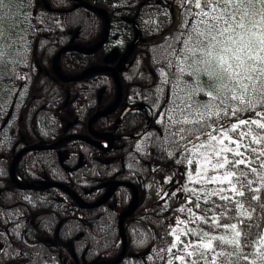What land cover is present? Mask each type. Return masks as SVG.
Returning <instances> with one entry per match:
<instances>
[{"label":"trees","instance_id":"trees-1","mask_svg":"<svg viewBox=\"0 0 264 264\" xmlns=\"http://www.w3.org/2000/svg\"><path fill=\"white\" fill-rule=\"evenodd\" d=\"M85 1L105 9L110 17V35L97 51H66L59 60L64 74L75 77L90 66H114L127 92L125 101L150 106L153 120L142 136L117 139L110 149L72 139L56 149L29 151L17 163L20 180L27 184L62 182L89 203L100 200L114 180L135 183L140 188L139 202L124 221L128 250L120 264H264V130L256 125L231 130L232 124L241 119H261L255 113H264V106L257 103L255 108L237 111L233 116L232 111L242 106L227 99L229 93L212 88L213 82L202 72L204 66L193 63L201 58L200 53L192 57L188 52L204 40L199 33H207L208 26L214 23L212 15L217 13L210 12L204 0ZM3 3L7 4L8 13L2 25L12 39L6 51L14 63L7 60L8 69L0 74L1 96L10 95L11 87L21 84L14 105L4 109L3 99L0 108V160H10L27 145L51 144L63 136L54 135L59 127L55 113L65 89L78 88L85 95L74 126L76 133L86 134L91 115L116 101L117 87L111 71H94L80 81L67 82L39 68L40 63L52 72L54 55L68 44L89 49L97 46L106 28L102 14L74 8V0H45L51 10L42 0ZM197 3L200 7H196ZM177 9L179 24L170 33ZM255 11L252 19L259 27L254 31L264 30V10L257 5ZM203 12L210 14L204 16ZM180 68L185 71L181 73ZM209 91L217 94L215 100L207 95ZM24 92L28 97L16 106ZM247 98L255 102L262 97L250 90ZM197 107L205 110L202 122L184 123L186 119H201L192 114L186 118V113ZM210 112L219 115H209ZM116 113L97 120L98 130L118 136L131 134L143 128L148 119V112L137 108L119 124ZM130 119L134 120L133 125ZM189 128L198 129L195 135L199 140L180 131ZM207 133L225 137V149H233L222 151L221 158L229 163H223L220 169L222 175L233 174L231 181L191 182L189 195H180L174 176L178 172L186 174L197 165L198 153L193 145L207 139ZM256 137L260 143L254 142ZM61 151L66 155L63 159ZM235 151L241 155L236 156ZM237 160L244 163L235 164ZM133 200V190L121 186L103 205L84 209L61 188L30 189L0 182V264L112 262L123 250L120 216ZM177 217L187 218L200 233L209 235L227 232L230 229L226 225L235 224L240 232L239 245L213 240L209 250L203 245L210 236H204L202 241L201 236L191 239L192 233H182L180 242L173 230ZM29 221L39 235L30 229ZM189 240L194 242L189 248L193 251L191 256ZM220 252L224 255H218Z\"/></svg>","mask_w":264,"mask_h":264},{"label":"snow or ice","instance_id":"snow-or-ice-1","mask_svg":"<svg viewBox=\"0 0 264 264\" xmlns=\"http://www.w3.org/2000/svg\"><path fill=\"white\" fill-rule=\"evenodd\" d=\"M3 0H0V4ZM206 7L210 8V12L217 13L212 15V21L208 26L207 33L200 32L199 36L204 37V40L199 41V46L196 48L190 47L188 52L192 57H196L197 53H200V59H194L193 63L197 65H203L202 72L204 76L213 82L215 90L217 92H225L230 95L227 99L238 102L242 107L234 109L232 115L235 116L237 111H247L250 108H255L259 103L264 106V30L254 31L258 28V24L252 19L256 15V6L259 5L264 10V0H204ZM214 5V7H212ZM196 7H200L197 3ZM219 10V11H218ZM210 12H203L204 16H208ZM261 21L264 22V15L261 16ZM179 71L183 73L184 68H180ZM259 84V87H258ZM255 95L260 93L261 99L253 101L247 98L249 93ZM209 97L215 100L217 97L213 96V92L207 93ZM191 99V95H189ZM187 107L191 108L192 105L188 104ZM207 107V105H205ZM219 115L217 113H209V115ZM257 117L264 119V113H255ZM201 119L196 121L185 120L186 124H200L203 120V114H200ZM261 119L252 120H239V123L232 124L231 130L235 132L241 125H256L257 128L264 130V122ZM181 132H188L199 140V136L195 133L198 131L196 128L180 129ZM219 131V129H218ZM227 136V132L224 133ZM241 135H245L242 133ZM206 137L209 141L216 140V137L211 133H207ZM254 142L260 143V138H254ZM189 143H192L191 139ZM206 145L199 144L193 145L194 149L204 148ZM211 147V144L207 145ZM239 148V145H237ZM225 151L232 152L233 149H225ZM217 155L220 153L217 152ZM236 156L241 155L239 151H235ZM229 163L225 158L224 164ZM235 164H242L244 161H234ZM224 164L214 165L213 167H224ZM255 171V169H253ZM232 173H226L225 179H228ZM216 178L214 177L213 180ZM235 191V187L233 186ZM223 191V189H221ZM216 194V193H213ZM238 195L243 196V192H237ZM222 199H228L227 196H222ZM243 207L242 205H238ZM242 215L244 213H241ZM230 227L235 235L233 239L226 240L223 236H211L208 238V243L203 245L206 249H211V241L216 240L221 243L239 245L240 232L237 230V225L233 224ZM206 235V234H205ZM261 243L264 244V238L261 239ZM192 255L191 252L188 253ZM218 255L223 256L224 253L220 252ZM203 256V252H201ZM183 259L182 257H178ZM246 258V257H245Z\"/></svg>","mask_w":264,"mask_h":264},{"label":"rangeland","instance_id":"rangeland-1","mask_svg":"<svg viewBox=\"0 0 264 264\" xmlns=\"http://www.w3.org/2000/svg\"><path fill=\"white\" fill-rule=\"evenodd\" d=\"M3 1H5V0H3ZM42 2L45 3L44 0H42ZM45 6H46V3H45ZM7 13H8L7 4L6 5H4V3L0 4V74L4 69H8L7 68L8 63L9 64L14 63V62L13 63L11 62L10 54H9V52L6 51L8 47H11V44H12L11 40L12 39H11V36L9 37V34L5 31V27L2 25V22H5L4 19H5V16L7 15ZM9 13H10V11H9ZM174 16H175L174 17L175 19H174V23L170 29V33L175 31V29L177 28V26L179 24L180 13H179L178 9L175 10ZM28 42H30V41H28ZM86 49H89V48H86ZM7 60H8V63H7ZM52 61H53V59H52ZM39 68L41 71L46 70L48 74L53 73L52 76L54 75L55 78L59 79L55 75L53 68H52V65H51L52 72L49 71L48 69H46L45 65H41L40 63H39ZM58 72L62 76L67 77L64 74L59 63H58ZM20 85L21 84H18L15 87L14 86L11 87L12 93L10 95H7L6 97H2L1 96L2 93L0 92V108L2 107L3 99H4V104H3L4 109H7L8 106L14 105V103L16 102V99H14L15 95H16V91L20 87ZM123 88H124V85H123ZM212 88L215 89L214 85L212 86ZM18 94H19V92H17V95ZM126 94H127V92L124 91L122 103L118 107L117 110H119V111L115 115L116 119L118 121H119L118 117H120L121 113L125 109L124 104H125V95ZM213 96H217V94L215 92H213ZM27 97L28 96H26L25 92L22 93L20 96V101L17 102L16 106L23 104ZM84 102H85V95L81 89L68 87L67 89H65L63 91V94L61 95V97L58 101L59 110L55 113V114H57L58 121H59V127H58V129L54 135L55 137H59L61 135H66V134H70V133H76L74 124L80 118V108L83 106ZM201 109H203V108L197 107V109H195L194 111H192V112L190 111L189 113H186V116H187L186 118H190V114L195 115V116H199L200 114L204 113L205 110H201ZM4 111H7V110H4ZM6 117L8 118V115H6L5 118ZM186 118L184 117V119H186ZM2 123L3 122L0 121V125ZM94 131L97 132L98 134L104 133V132L99 131L98 128L96 127V125H94ZM106 132H112V131H106ZM77 134H79V133H77ZM86 135H89V131H88V133H86ZM33 144H37V143H33ZM199 144H204L206 146L204 148L196 149L197 153H198L197 165L193 169H191V171L187 172L186 174L182 173V172H178L174 176V178H176V183H177V186L175 188H176V191L178 192V194H180V195L181 194H184L185 196L189 195L188 189H189L190 184H192L191 182L210 181V180H213L214 177L216 178L214 180L216 182H222L225 180H228V182L231 181V175L228 177V179H225V175H222V173L220 171L221 167H213L214 165L224 163V160L221 158V154H222V151L225 149V145H226L225 137H222V138L216 137V140H213V141H209L208 139H205V140L199 141L197 143V145H199ZM209 144H211V147L207 146ZM102 145L105 148H109V144L107 142H105V143L102 142ZM217 152H219L220 154L217 155L216 154ZM60 153H62V151ZM65 156H66L65 152H63L62 156H61L62 159ZM13 158H10V160H8V159L7 160L6 159L0 160V171L2 172L1 174H3L1 176H4L3 179L0 178V182L9 183L11 186H15L13 181L10 178V166H11ZM16 177H17L19 183H22V184L25 183L22 180H20L17 173H16ZM25 184H27V183H25ZM173 184H174V182H171V185H173ZM191 187H193V185H191ZM139 190H140V188H139ZM108 191H107V193H108ZM107 193L103 197H105L107 195ZM139 195H140V192H139ZM134 198H135V194H134ZM133 205H134V200H133L132 204L130 205V207L128 208V210H130L133 207ZM229 229L230 230L227 232H222V233H218V234L212 233L209 235L208 233H200V230L197 229V226H195L191 221H189L185 217H177L173 223V230L176 233V237H177V239H179L180 242H181V234L182 233H187V234L192 233L193 238L191 237V239H198L201 236L202 241L204 239L203 237L206 235H208L210 237L211 236H218V237L223 236V237H225L226 240H231V239H233L235 233L230 227H229ZM206 241L209 242L208 240H206ZM193 243L194 242L192 240L191 241L189 240V243L187 246L188 251L191 253L193 251L189 248L192 247ZM211 243H212V241H211ZM262 248H263L262 251L264 252V244H262ZM183 249L185 250L186 248L184 247Z\"/></svg>","mask_w":264,"mask_h":264},{"label":"water","instance_id":"water-1","mask_svg":"<svg viewBox=\"0 0 264 264\" xmlns=\"http://www.w3.org/2000/svg\"><path fill=\"white\" fill-rule=\"evenodd\" d=\"M74 1H76V5L74 6V8H86L90 11L98 12L105 17V23H106L105 33H104V36H103L102 40L100 41V43L97 46H95L94 48L86 49V48H83L77 44H68V45L64 46L63 48H61L60 50H58V52L56 53V55L54 56L53 61H52L53 71L59 79L67 81V82L82 80V79L86 78L90 72L99 71V70L111 71L115 77V82H116V87H117L116 101L114 102L113 105H111L106 110L96 112L89 118L88 123H87L89 135L70 133V134L63 135L61 138H59L58 140H56L55 142H53L51 144H30V145L23 147L21 150H19L16 153V155L14 156V158L12 160V163L10 166V178L16 187H21V188H30V189L61 188V189L65 190L66 192H68L69 194H71L75 198V200L77 201L78 205L84 209L96 208V207L103 205L104 203H106L108 201V199L113 195V193L121 186H126V187L131 188L135 194L134 205L130 210H128L127 212L122 214L120 216V219H119L120 235H121L122 242H123L122 253L120 254V256L116 260H114L112 262H90V263H88V264H120L123 261V259L125 258L126 254H127V250H128V240H127L126 234L124 232V221H125L127 215H129V213L134 211V209L137 207V204L139 202L140 190L135 183L130 182V181H124V180H114L112 182L111 188L109 189V191L105 197H103L102 199H100L96 202L89 203V202L85 201L74 189H72L70 186H68L65 183L57 182V181H43V182H34V183L22 185L18 182V179L16 177L17 163H18L19 159L25 153H27L29 151L56 149L61 143L68 141V140H72V139H77V140H82L84 142H88L90 144L95 145L96 147H98L100 149H110L114 146V143L117 139L126 140V139H134V138H138V137L142 136L146 131V127L151 124L152 119H153L152 109L147 104L137 103L134 105H127L119 117V121H118L119 124L122 123L124 117L130 111L137 109V108H143L148 112V119H147L146 124L143 128H141L137 132H134L131 134H123L120 136H117L115 134V132H104L103 134H98L97 132L94 131V125H95L97 120H99L102 117H105V116H108V115L114 113L118 109V107L121 105L122 99H123L124 88H123L122 80L120 77V73L118 72V70L114 66H111V65L90 66L89 68L85 69L82 74L75 76V77H65V76H62L58 72L59 60H60L61 56L66 51H77V52H86V53H91L93 51H97L104 46V44L107 42L109 35H110V29H111L110 17L104 8L96 6V5L89 3L85 0H74ZM46 8L48 10H51L50 6L47 3H46ZM137 45H138V41L135 42V44L132 46V50H134L137 47ZM101 141L107 142L109 144V148H105L102 145ZM29 227L36 235H39L38 230L33 226V224H31L30 221H29Z\"/></svg>","mask_w":264,"mask_h":264},{"label":"flooded vegetation","instance_id":"flooded-vegetation-1","mask_svg":"<svg viewBox=\"0 0 264 264\" xmlns=\"http://www.w3.org/2000/svg\"><path fill=\"white\" fill-rule=\"evenodd\" d=\"M47 10H48V9H47ZM127 105H134V104H130V103H128V102L125 101L124 108H125ZM124 108H123V109H124ZM118 111H119V110H117L116 112H118ZM131 112H133V110L130 111L128 114H130ZM128 114H127V115H128ZM127 115H126V116H127ZM126 116H125V117H126ZM125 117H124V118H125ZM123 120H124V119H123ZM133 121H134L133 119H132V120L130 119V120H129V123H131V124L133 125V123H134ZM75 130H76V128H75ZM116 135H117V134H116ZM117 136H118V135H117ZM138 138H139V137H138ZM134 139H136V138H134ZM126 140H133V139H126ZM116 141H117V140H116ZM116 141H115V143H116ZM103 143H105V142L103 141ZM115 143H114V145H115Z\"/></svg>","mask_w":264,"mask_h":264}]
</instances>
